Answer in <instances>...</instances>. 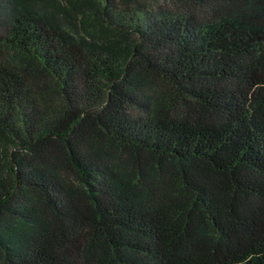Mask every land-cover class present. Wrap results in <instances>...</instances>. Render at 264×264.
Listing matches in <instances>:
<instances>
[{
	"label": "trees",
	"instance_id": "trees-1",
	"mask_svg": "<svg viewBox=\"0 0 264 264\" xmlns=\"http://www.w3.org/2000/svg\"><path fill=\"white\" fill-rule=\"evenodd\" d=\"M163 1L0 0V264H264V0Z\"/></svg>",
	"mask_w": 264,
	"mask_h": 264
},
{
	"label": "rangeland",
	"instance_id": "rangeland-1",
	"mask_svg": "<svg viewBox=\"0 0 264 264\" xmlns=\"http://www.w3.org/2000/svg\"><path fill=\"white\" fill-rule=\"evenodd\" d=\"M139 1L144 3V4H146V5H148V6H151V7L155 8V9H159V8L181 9V7L183 6L182 4H181L182 6L181 5L171 4V3L167 4V2L165 3L163 0H139ZM191 8H193V6H191Z\"/></svg>",
	"mask_w": 264,
	"mask_h": 264
}]
</instances>
